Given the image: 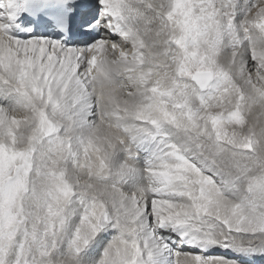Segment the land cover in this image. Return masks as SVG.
Segmentation results:
<instances>
[{"label": "snow or ice", "instance_id": "6c2138e0", "mask_svg": "<svg viewBox=\"0 0 264 264\" xmlns=\"http://www.w3.org/2000/svg\"><path fill=\"white\" fill-rule=\"evenodd\" d=\"M0 264H264V0H0Z\"/></svg>", "mask_w": 264, "mask_h": 264}]
</instances>
